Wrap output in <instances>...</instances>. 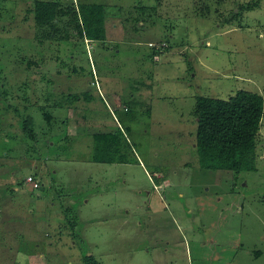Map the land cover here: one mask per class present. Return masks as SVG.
Masks as SVG:
<instances>
[{
    "label": "rangeland",
    "instance_id": "rangeland-1",
    "mask_svg": "<svg viewBox=\"0 0 264 264\" xmlns=\"http://www.w3.org/2000/svg\"><path fill=\"white\" fill-rule=\"evenodd\" d=\"M34 2L0 0V264H264V113L257 170L237 172L200 165L193 112L264 98V0H188L177 25L153 0H58L44 24ZM115 129L139 161L85 159Z\"/></svg>",
    "mask_w": 264,
    "mask_h": 264
},
{
    "label": "trees",
    "instance_id": "trees-1",
    "mask_svg": "<svg viewBox=\"0 0 264 264\" xmlns=\"http://www.w3.org/2000/svg\"><path fill=\"white\" fill-rule=\"evenodd\" d=\"M57 5L58 0H35V20L40 24L53 23L58 11L65 13L69 10L63 7L58 9ZM85 5L89 18L103 17L104 5L95 2H87ZM75 26L79 38L83 37L79 21L75 22ZM96 37L104 38L105 34L98 32ZM193 112L197 119L195 146L201 166L227 168L237 172L257 170V134L264 113L261 93L250 88H239L226 98L197 95ZM92 137L94 142L90 159L99 162L130 159L132 143L122 130L95 131ZM83 259L85 264H102L93 254H85Z\"/></svg>",
    "mask_w": 264,
    "mask_h": 264
},
{
    "label": "crops",
    "instance_id": "crops-1",
    "mask_svg": "<svg viewBox=\"0 0 264 264\" xmlns=\"http://www.w3.org/2000/svg\"><path fill=\"white\" fill-rule=\"evenodd\" d=\"M186 1H188V0H186ZM186 1L185 0H153V3L151 5L150 4H146V3H144V4H145V6L147 5L150 8L149 10H152L151 11L152 14H153L152 18H154V21L158 20V17H162L163 16V18L166 19L167 21H169V20L170 21L172 20L173 22L175 21V24L177 25V22H180L181 18H182L180 10L181 9H183V10L188 9V6L185 3ZM159 7H161V9H159ZM140 24H143L142 20H141ZM112 27L115 28L116 30H118L119 28L121 29L124 26L122 25V23H121V25H118V23H116V21H113ZM176 27L177 26L172 28L174 30H171V31L169 29V36L170 37H173V38L177 37V31L178 30H177ZM165 28H169V27L165 26ZM106 39L110 40V41L111 40L112 41H117V42L121 41V37L120 38H118V37L116 38V36H112V35H111L110 38L106 35L105 40ZM149 41H152V40L149 39ZM161 42H163V43H165V45H167L169 41L166 42V40H162ZM113 92H115V91H113ZM119 125H120V123H118V126ZM120 128L122 129V126H120ZM134 145H136V144H133V143L131 144V152H132L131 154L132 155L130 154V159L128 161H117V160H114V161H117V163H119V162H121V163H129V162H137V161H139L137 150L134 149ZM85 159H90V154ZM114 161L111 162V163H114ZM161 177L162 178H160L158 180L157 185H161V183H167L168 182V176L167 177L161 176ZM16 188H18L17 185H16ZM21 190H24V187L21 188Z\"/></svg>",
    "mask_w": 264,
    "mask_h": 264
},
{
    "label": "built area",
    "instance_id": "built-area-1",
    "mask_svg": "<svg viewBox=\"0 0 264 264\" xmlns=\"http://www.w3.org/2000/svg\"><path fill=\"white\" fill-rule=\"evenodd\" d=\"M150 45L154 46V47H158V44H155V41H149ZM165 43L161 42L160 47H164ZM158 47V48H160ZM26 180L31 184L32 187L37 188L40 186V181L37 179L36 176L30 174L27 176Z\"/></svg>",
    "mask_w": 264,
    "mask_h": 264
}]
</instances>
